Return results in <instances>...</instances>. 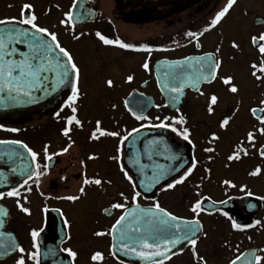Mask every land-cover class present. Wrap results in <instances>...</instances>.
I'll use <instances>...</instances> for the list:
<instances>
[{"label":"flooded vegetation","instance_id":"1","mask_svg":"<svg viewBox=\"0 0 264 264\" xmlns=\"http://www.w3.org/2000/svg\"><path fill=\"white\" fill-rule=\"evenodd\" d=\"M0 1L3 3L0 7V19L18 18L21 5L31 3L38 23L56 31L61 45L70 50L81 70L78 85L80 96L76 106L77 117L82 123L79 128L74 124L71 126L70 137L73 143L68 151L54 155L69 144L68 137L62 135V129L65 127V118L71 115L70 108L65 104L71 93L49 115L26 116L22 123L17 124L0 122V140L22 141L41 154L37 160L41 169L44 164H48L47 174L40 177L38 191L36 184L31 181L30 193L21 189L22 194L28 197L27 202L21 199V204L30 209V215L19 210L16 197L0 199V207L7 213L0 216V233H3L0 235V264H14L18 253L9 247L13 242L22 246L26 252L35 250L32 248L30 236L33 229L40 233L36 241L40 251L39 264H97L90 260L94 251H101L104 256L98 264H143L128 263L110 255L111 237L94 235L97 231L110 228L121 214L118 209H111V215L103 211L112 203L122 202L118 196L120 191L129 197V207L132 205L131 185L124 178L117 162L110 159L117 154L119 139L100 136L96 140L90 139V135L96 128L97 120L101 121V129L119 131L120 135L124 136L132 128H141V124H144V127H152L158 123L154 119L156 116L163 118L180 115L185 117L186 123L183 127L189 128L192 144L184 141L171 128L163 129L171 133L181 147L189 145L191 159L195 156L198 161L197 167L184 183L176 185L174 189L161 191L164 184L162 182L148 194V198L142 195L137 198V202L147 206L151 200H158L162 207L175 215L189 219L192 216L179 214L175 210L179 207L188 214L191 204L200 196L210 198L205 199L202 204L208 201H216V204H219L218 202L223 200L227 207L220 208L219 211L205 209L200 213L198 219L202 225V233L195 246L196 256H193L192 248L188 245L165 264H201L198 257L203 258V264H229L240 252L253 247L258 248L256 255L263 258L264 251L260 250L264 249V199H261L264 197V157H261L259 152L260 146L264 145V134L256 129L264 128V124L257 119L261 115L259 109L264 107L260 105V100L264 99V87L255 98L251 97L248 89L239 95L233 94L229 91L231 84L225 85L220 77L231 76L232 83L237 85L233 80L232 60L245 59L259 66L260 59H264L258 47L251 41L252 36L264 32V15L256 10L264 9V0H237L225 16L226 18L229 14L232 15V20L238 15L245 18L246 29L250 35L246 42H242L241 47L237 41L222 37L220 26L225 18L214 28L204 31L207 23L227 0H83L82 7L81 0H77L74 7L73 0ZM70 7L77 16L75 34L79 39H73V33L59 24L60 19L64 18L63 13ZM86 9L90 10L91 14L81 17L79 14ZM97 31L109 39L119 37L125 43L147 45L152 51L149 53L105 45L95 35ZM190 31L203 34L193 39L186 35ZM233 42L239 50L232 46ZM218 47L219 52L216 51ZM206 53L214 54L215 59L221 61L217 78L211 83L201 82L197 86L199 91L185 88L179 111H171L158 89L155 67L159 62L201 57ZM145 60L150 65L148 71L141 67ZM137 68L148 74L138 83ZM128 75L133 76L131 82L126 80ZM108 80L113 81L111 87L106 83ZM132 91H139L154 98L153 107L146 113L149 120L137 121L125 107L126 98ZM212 94L218 97V102L209 114L207 105ZM237 106L244 110L245 119L248 120L246 124H241L243 118L235 117ZM252 108L257 109L256 116L251 114ZM121 114L132 120L131 125L123 123ZM226 116L229 117V123L221 128L219 123ZM13 128L18 131H9ZM249 131L254 132V147L247 140ZM212 133H215L218 139L212 140ZM46 144L49 146L50 160L43 158L42 150ZM238 144L247 149L249 154L245 156L241 153L239 160L229 161L227 157L236 150ZM17 146L20 147L17 151L26 157V160L23 159L26 165L23 169L34 168L31 157L25 154V149L21 145ZM209 147L214 151L205 152L204 149ZM3 154H0V191L6 192L23 180L21 170L13 173V167L3 164ZM90 155L95 156V159H89ZM120 155L119 163L125 167L137 185V175H132L123 163L126 156L123 146ZM135 158L137 171V142ZM257 166H260L261 173L250 176L249 173ZM205 169H210V172ZM85 177L100 179L101 185H85L84 194L81 195L79 188ZM175 178L177 174L172 176V179ZM226 179L231 180L236 187L223 184ZM5 180L6 183L3 182ZM106 181H111V184ZM254 184L258 189H253ZM241 185H245L246 191L252 195H245V192L240 190ZM67 195H78L80 198L76 201L57 199ZM222 212H227L241 225L253 224L257 220L260 224L234 230L231 228V220L222 215ZM64 220L68 221L67 225L63 223ZM211 223L216 235H211ZM261 234L263 238L256 242L254 239ZM66 248H71L77 256L74 259L70 257L64 251ZM28 264L33 262L29 261Z\"/></svg>","mask_w":264,"mask_h":264},{"label":"snow or ice","instance_id":"2","mask_svg":"<svg viewBox=\"0 0 264 264\" xmlns=\"http://www.w3.org/2000/svg\"><path fill=\"white\" fill-rule=\"evenodd\" d=\"M237 0H227V3L215 13L214 17L207 23V27L204 31H208L211 28L217 26L229 10L233 8ZM77 0H73V7L76 5ZM83 0H81L82 7ZM33 5L31 3H23L20 7L19 17H11L0 19V26L11 25V27H0V92L7 91L9 94L16 93L13 99H18L21 95L24 97L31 98L33 90L38 86L43 89V84L48 78L44 76V73L53 72L56 75V84L65 85L70 88V95L67 97L65 102L66 106L70 108L71 115L65 118V127L62 129V135L68 137L69 144L62 148L59 153H54V155L63 154L68 151L73 143L71 141L70 132L72 130L71 126L74 124L76 127H82L80 119L77 117V106L76 102L79 99V79H80V68L75 62L74 57L70 50L65 46L61 45L56 31H51L48 27L42 26L38 23L37 15L32 11ZM26 10H28L26 12ZM90 10H84L83 13L79 15L85 17L90 15ZM62 19H60L59 24L64 26L66 30L73 33V39H79V36L75 34V27L77 22V16L74 15L72 8L63 13ZM83 34V33H81ZM203 33L188 32L186 35L189 38L196 39L199 35ZM99 40L105 45H114L123 49H130L134 51H145L151 52L152 49L147 45L141 44L139 46L125 43L119 37L115 39H109L105 35H102L99 31L95 33ZM251 41L254 46L258 47V51L262 57H264V43H258L259 41H264V32L260 33L258 36H252ZM17 45L25 46L24 51H21ZM233 47L237 45L233 42ZM197 47L199 43L197 42ZM219 52V47L216 50ZM18 56V59L13 58ZM221 66V61L215 59L214 54H204L201 57H184L182 60H175L171 62V71L165 73V82L162 87L165 89H170L171 93H174L172 99L179 100L180 95L183 94V90L186 86L196 87L199 91L197 85L201 82L211 83L217 78V71ZM141 67L148 71L150 65L147 60L141 65ZM250 67L252 68L251 75L260 81L264 79V59H260L259 66L257 63L253 62ZM259 72L261 75H257ZM225 85L231 84L229 91L233 94L238 92L237 85L232 83V77H220ZM128 82L133 80L132 75L126 77ZM107 85L111 87L113 85L112 80L106 81ZM170 83L173 85L178 83V86L170 87ZM49 87H53L49 81ZM131 95V93L129 94ZM203 95V93H201ZM218 102V97L212 94L209 98V103L207 105V111L209 114L213 112V106ZM136 103V109L128 107V102H125V107L129 113L137 120H149L147 115L143 113L146 111L145 102L143 100H138ZM260 105L264 106V99L260 100ZM167 106V105H165ZM115 107V105H113ZM160 107V105H156ZM179 111V109H176ZM261 115L257 117L261 124H264V107L259 109ZM250 112L253 116H256L257 109L252 108ZM158 123L153 124L152 127L157 128H171L178 136L189 144H192L190 139L191 133L188 127H183L186 123L185 117L180 115L178 117L160 116L154 117ZM96 128L91 132L90 139L98 140L100 136H111L119 139L120 143L116 148V155L110 157V159L115 160L120 168L121 173L124 178L131 185V207H129V197L125 195L123 191L118 193V196L122 202L112 203L108 208L103 209V211L111 215V209L121 210V214L115 219L114 223L111 224L110 228L106 231H97L94 233L95 236L108 235L111 237L112 244L110 245L109 254L115 256V249L119 247L120 250L124 252L125 255H134L144 262V264H165L166 261L170 260L172 256L177 255L178 252L183 251V245L187 243L192 248L193 256H196L195 246L199 238L198 233L202 230V225L198 219L201 212L205 209L202 207V202L205 198L200 196L196 199L190 206L189 211L193 213L192 217L185 218L179 215H175L172 211H169L165 207H162L158 200H151V202L146 207H141L137 202V198L142 195L148 198V194L154 185H160L161 181H164L161 191H168L174 189L178 184H182L185 180L193 173L194 169L197 167L198 161L195 156L188 162L178 163L177 165L166 166L163 164H156L152 169V175L146 176L148 183L145 180H140V187L144 188L143 194L137 191V185L133 181V177L129 175V172L125 167L120 164L123 144L128 141L133 133L139 131L138 128H132L130 132L126 135L121 136L119 131H107L100 128L101 121L97 120ZM229 123V117H225L220 121L219 126L224 128ZM141 124L140 127H144ZM179 126V127H178ZM9 131L16 132L18 129H9ZM257 132L264 134V128L256 129ZM99 133V135H97ZM212 140L218 139L215 133H212ZM247 140L249 144L254 147L255 136L253 131L247 133ZM149 144H157L155 141H149ZM0 144H16L21 145L27 150L28 155L31 157V163L35 167H28L21 170V177L23 182H17L16 185L11 186L8 191H0V199L5 197H16V205L19 210L25 214H31L28 207H24L21 204V199L25 202L28 201V197L22 194L23 192L30 193L31 186L29 182L36 184L37 191L39 190L40 177L47 174L48 164H44L43 168L39 163H37L38 157L41 155L36 151H33L19 140H0ZM48 145H44L42 150L43 158L45 160H50L51 156L48 153ZM194 147V145H193ZM264 149V145L260 146ZM205 152L214 151L213 148H205ZM152 155L159 154V146L151 150ZM241 153L243 155H248V150L243 148L241 145L236 146V150L230 154L227 159L232 161L233 159L239 160L241 158ZM13 154H8L9 159L12 158ZM19 156L21 153H15ZM259 155L264 157V151H260ZM89 159H95V156L90 155ZM167 159H179L174 156L167 157ZM211 159V157H209ZM83 164V161H81ZM138 163V162H137ZM146 166L141 165L138 171L143 173ZM186 169V170H185ZM13 173L16 172L15 168L11 170ZM206 172H210V169H205ZM182 172V174H179ZM261 173L260 166L255 167L253 171L249 173L250 176H256ZM177 174V178L172 179V176ZM26 177V178H23ZM171 180V182H168ZM6 183V180L3 181ZM106 183L111 184V181H106ZM89 184L101 185L100 179H93L85 177L79 188V193L84 194V186ZM223 184L229 187L235 188L236 185L231 180H224ZM240 190L245 192V195H252L251 192L246 191V186L241 185ZM199 196V193H197ZM80 197L78 195H67L63 197H57V199H65L68 201H76ZM264 199V197H261ZM213 205L217 202L212 201ZM219 204H224L225 201L221 200ZM252 207V205H249ZM219 211V209H216ZM4 208L0 207V216L6 215ZM211 214V213H209ZM222 215L231 220V228L234 230H243L245 228L253 227L254 225L260 224V221H254L253 224L241 225L233 220L227 212H222ZM2 223V221H0ZM65 225L68 224L67 220H64ZM39 231L36 229L31 230L30 236L32 238V248L34 251L26 252L25 249L18 243L13 242L12 247L14 251L18 253L14 264H28L32 261L33 264H39L40 251L36 243L37 237L39 236ZM3 235V233H0ZM179 246V247H178ZM174 249H176L174 251ZM7 251V249H6ZM70 257L73 259L77 256V253L71 248L64 249ZM260 251H264L261 249ZM244 258V264H251L255 261V264H261L262 257L260 255H255V250L249 251L247 254L240 252L235 256L234 259L229 261V264H240V261ZM104 259L103 253L101 251H94L90 255V260L93 262H100ZM198 260L203 264V258L198 257Z\"/></svg>","mask_w":264,"mask_h":264},{"label":"water","instance_id":"3","mask_svg":"<svg viewBox=\"0 0 264 264\" xmlns=\"http://www.w3.org/2000/svg\"><path fill=\"white\" fill-rule=\"evenodd\" d=\"M0 27H11V25H2ZM17 47L24 51L25 46L17 45ZM13 58L18 59V56H14ZM175 61V60H173ZM171 62L172 61H163L159 62L155 67V76L158 89L161 93V96L166 104H168L169 109L172 111H176L179 105L183 102L184 98V90L187 87H190L192 90H195L196 87L186 86L183 90V94L180 95L179 100H173L172 97L175 95L170 92V89H165L162 87L165 82V73L171 71ZM48 79L45 80L43 84L42 90L39 86L33 90L31 98L20 96L18 99H13L12 97L16 96V93L9 94L7 91L0 92V122L7 123H22L26 116L30 115H49L55 111L56 108L65 100V97L70 93V88L65 85L56 84V75L53 72L44 73ZM49 81L53 85V87H49ZM200 84V83H199ZM198 84V85H199ZM197 85V86H198ZM178 86V83L173 85L170 83V87ZM138 100H143L145 102L146 113L153 107L154 98L151 95H146L139 91H132L131 95L126 98L128 102V107L136 109L135 102ZM125 101V102H126ZM139 131L132 134V137L126 141L123 145L126 156L123 158V163L128 167L132 175H137V191H140L142 194L144 192V188L140 187V180L144 179L145 183H148L146 176L152 175V169L156 164H163L166 166L177 165L178 163L188 162L191 159L189 153V145L185 148L181 147L174 139L171 133L163 128H152V127H142L138 128ZM156 133L157 136H149L150 134ZM149 141L157 142L159 146V154L152 155L151 150L157 147V144H149ZM136 142H137V171L135 167V157H136ZM16 144H0V154H3L2 157L5 159L4 165H8L10 167L15 168L16 170H22L23 166L26 167L24 160L26 157L23 155H15V153H19V150ZM264 151V149H261ZM8 154H13L12 158L9 159ZM26 156L30 157L25 149ZM174 156L179 159H167V157ZM144 165V172L141 173L138 171V168ZM175 175V174H174ZM164 181H161V183ZM158 186L154 185L150 192ZM141 206V205H140ZM146 207V206H141ZM202 207L207 211H214L220 208H226V204H215L212 202H205L202 204ZM202 232V230H201ZM201 232L198 233V236H201ZM188 244L185 243L183 245V249ZM179 247V246H178ZM176 249H174L175 251ZM251 250H255V255L257 254L258 248L253 247L249 250L244 251V253H248ZM117 258L125 260L128 263H143L138 257L134 255H125L122 250L117 247L115 250ZM240 264H244V258L240 261ZM251 264H255V261L251 262Z\"/></svg>","mask_w":264,"mask_h":264},{"label":"rangeland","instance_id":"4","mask_svg":"<svg viewBox=\"0 0 264 264\" xmlns=\"http://www.w3.org/2000/svg\"><path fill=\"white\" fill-rule=\"evenodd\" d=\"M256 3V1L254 2ZM3 5V3L0 1V7ZM255 6H257V4H253ZM261 4H259L260 6ZM254 8V7H253ZM259 13L264 15V9L263 10H259L256 9ZM232 15L229 14V16H227L222 22H221V26H220V30H221V34L222 37L224 39H233L234 41H237L238 46L241 47L242 42H246V39L249 37L250 32L248 29H246L247 24H245L246 20L244 17H240L239 15L236 17L235 20H232ZM243 26L245 28H243ZM237 46V50H239V47ZM232 65H233V80L235 81V83L238 85V95L243 93L244 91L246 92L247 89L249 91V94L251 95L252 98H255L257 96L258 93H260V91L263 89L264 87V79H261L260 81H257L252 75V68L250 67L251 63L248 60H232ZM139 70V68H137ZM258 75V73H257ZM148 76V74L144 71H137V83L143 79H145ZM248 100V99H245ZM120 109V108H119ZM245 112L244 110L241 108V106H237L236 110H235V117H237V119L243 118V121L241 122V124H246V122H248V120L245 119L244 116ZM122 116V120L123 123L127 126L131 125L132 120H130L128 117L124 116L123 114H121ZM253 189L256 190L258 189L257 185H253ZM174 210L175 208L172 207ZM178 210H175L177 212H179V214H185L187 216H192L193 213H191L190 211L188 212V214L180 209L179 207H177ZM211 235H216V233H214L213 231V224L211 223ZM263 238V234H261L260 236H258L257 239H254L256 242L261 241V239ZM261 264H264V256L261 260Z\"/></svg>","mask_w":264,"mask_h":264}]
</instances>
